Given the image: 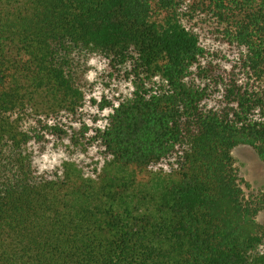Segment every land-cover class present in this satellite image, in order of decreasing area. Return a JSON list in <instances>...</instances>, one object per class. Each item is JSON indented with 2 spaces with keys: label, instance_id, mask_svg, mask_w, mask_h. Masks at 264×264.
Here are the masks:
<instances>
[{
  "label": "trees",
  "instance_id": "obj_1",
  "mask_svg": "<svg viewBox=\"0 0 264 264\" xmlns=\"http://www.w3.org/2000/svg\"><path fill=\"white\" fill-rule=\"evenodd\" d=\"M207 1L0 0V264H264V0Z\"/></svg>",
  "mask_w": 264,
  "mask_h": 264
},
{
  "label": "rangeland",
  "instance_id": "obj_2",
  "mask_svg": "<svg viewBox=\"0 0 264 264\" xmlns=\"http://www.w3.org/2000/svg\"><path fill=\"white\" fill-rule=\"evenodd\" d=\"M185 2L189 5L197 6L201 9L202 5L207 4V0H179L184 7ZM206 28V27H205ZM101 69L99 63H94V69L89 74L94 80L97 72ZM130 92L128 85L112 84L108 88L102 84H95L88 101L83 109L82 119L90 127L102 126L105 117L110 113L113 106H116L119 99ZM107 105V106H106ZM102 106H106L102 109ZM234 167L239 177L244 181L242 189L246 197L264 194V161L256 151L247 145H238L231 151ZM60 157V152L56 151L51 144L46 145L37 156V166L40 170H48L55 166ZM256 219L264 224V211L257 214Z\"/></svg>",
  "mask_w": 264,
  "mask_h": 264
}]
</instances>
